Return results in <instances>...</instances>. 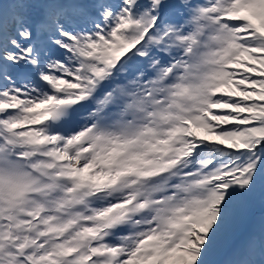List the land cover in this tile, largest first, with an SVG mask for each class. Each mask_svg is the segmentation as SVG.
Listing matches in <instances>:
<instances>
[{
    "label": "snow or ice",
    "instance_id": "1",
    "mask_svg": "<svg viewBox=\"0 0 264 264\" xmlns=\"http://www.w3.org/2000/svg\"><path fill=\"white\" fill-rule=\"evenodd\" d=\"M0 264H264V0H0Z\"/></svg>",
    "mask_w": 264,
    "mask_h": 264
}]
</instances>
